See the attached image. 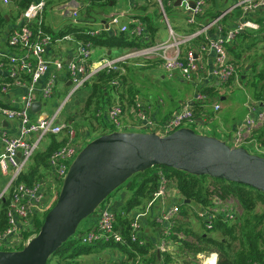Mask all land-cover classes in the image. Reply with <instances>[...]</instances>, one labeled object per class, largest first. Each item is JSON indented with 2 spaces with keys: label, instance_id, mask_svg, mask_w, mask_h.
<instances>
[{
  "label": "built area",
  "instance_id": "obj_1",
  "mask_svg": "<svg viewBox=\"0 0 264 264\" xmlns=\"http://www.w3.org/2000/svg\"><path fill=\"white\" fill-rule=\"evenodd\" d=\"M157 1L163 17L167 20L162 0ZM193 1L194 6L189 4V0L182 1L188 12L187 24L189 25L198 23L197 17L204 12L208 3V0ZM47 3L48 0H34L21 13L18 28L11 31L7 37L8 45L12 51L3 50L0 46V115L19 123L17 134H11L5 129L0 132V174L6 178L0 188V202L8 195L10 196L7 210L9 227L0 232V250H18L22 244H26L35 235L33 234L28 238L25 236L26 230L36 229L34 215L45 214L55 204L71 163L86 144L85 140H78V132L71 123L60 120V113L71 97L90 83L99 71L109 69L124 72V68L118 64L119 61H125L132 56L155 52L166 72L169 74L179 72L186 81H194L205 68L203 64L204 53L212 50L216 55V66L213 69L215 86L222 90H229L231 85H227V83L232 78H238V76L236 66L230 57L228 45L246 29H260L259 23L251 19L249 15L264 10V0H234L231 7L224 10L217 18L209 23L198 25L199 27L190 37L178 38L173 29L169 27L171 40L167 42L141 51L135 49L118 59L107 57L98 62H93L91 58L95 46L92 42H84L83 40L78 42L77 51L73 57L55 59L46 57L45 50L51 44L60 40L76 38L71 34L54 37L42 28V16L47 8ZM64 5L66 9H71L69 13L72 16V21L78 22L80 6L72 5L71 2L67 1L66 4L64 2ZM236 8L242 10V18L234 26L224 30L221 25L222 18ZM120 23V16L118 15L110 21L113 27L119 26ZM134 23L132 32L141 36L145 31V24L141 20ZM213 27H216L219 32L225 31L224 34L218 38L209 37L207 32ZM104 29L89 30L88 33L95 35ZM119 29L128 31L129 26L122 24ZM203 35L205 36L204 40L198 43V49L201 50L200 55L194 48L182 49V45L189 39ZM51 68L53 70L49 76H46ZM61 70H66L69 74V93L61 104L55 107L54 113L48 112L47 118H42L41 115L34 118L32 116L34 102L42 101L43 110L45 101L55 96L58 87H64L65 84L61 82L59 76ZM42 80L44 81L40 86L39 83ZM113 82L119 84V80ZM18 89H23L24 93L19 98L8 102L7 97ZM195 101L204 106L202 116L196 115L194 105L185 102L165 120L156 121L149 116L143 103L137 100L131 107V112L137 122L136 126L127 124L126 113L128 110L120 103L113 104L107 110V117L118 131L138 127L148 129L145 132L155 131L161 135H167L182 127L201 128V124L203 125L206 119L211 117L209 107H212L216 113L221 108L219 102H210L207 95L201 91L196 94ZM263 124L264 102L260 104L256 99L249 100L248 113L244 121L236 128L233 135L235 143H233L236 146H242L244 141L250 138L254 129ZM50 134L62 137L60 139L66 138V142L51 153L49 168L45 175L33 185H28L25 182L18 183L19 175L30 164L42 144L47 142L46 137ZM158 172L161 175L159 186L142 210L133 216L128 238L131 241L140 239L144 231L143 218L148 215L157 202H161L159 211L154 218L159 227L157 228L158 237L162 241L155 248L159 255L174 248L172 228L181 216V203L185 197L178 190L175 180L167 177L163 169H159ZM174 194H179L180 201L171 203ZM212 199L213 205L210 207L197 204L192 211L206 229H211L214 226V220L217 216H222L224 221H233L237 214L242 212L238 200L234 197L221 199L218 196H213ZM95 215L99 217L98 231L91 230L85 234L82 238L84 242H93L101 237L120 243L127 242L128 239L121 230L116 229L115 212L109 206L100 207ZM178 236L179 238H186L182 232L178 233ZM197 258L196 264H218L219 254L216 251L198 252Z\"/></svg>",
  "mask_w": 264,
  "mask_h": 264
},
{
  "label": "trees",
  "instance_id": "obj_2",
  "mask_svg": "<svg viewBox=\"0 0 264 264\" xmlns=\"http://www.w3.org/2000/svg\"><path fill=\"white\" fill-rule=\"evenodd\" d=\"M33 1L34 0H13L14 6L17 9V14L21 15ZM66 1L68 0H48L47 7L55 6ZM80 1H83L84 5L80 7L78 22H73L72 20L65 21L59 33H56L55 29L46 22H43L42 28L54 37L55 35L63 36L71 34L84 42H92L95 47H107L109 49H142L153 45L149 40L151 35L154 37L156 31L159 29L157 19L160 15L162 16L161 12L157 13L158 15L156 16L154 13L147 12V6H141L139 8L141 12L137 15V18H141L145 24V31L141 36L135 35L134 32H132L135 26L134 22L129 25L128 31L111 29L109 27L98 34L91 35L88 31L93 28L92 16H95V11L98 8H102L104 5H108L112 0ZM156 2L158 4V1ZM174 2L175 0H162L167 15L174 9ZM223 6L224 0H208L204 12L197 17L198 23L194 26H198L202 23H209L217 18L223 12L221 11ZM233 11L231 13H233ZM231 13L225 15L222 22L231 18V15H229ZM263 13L264 10L256 12V15H252L256 17H252V19L263 25ZM6 21V17L0 13V25ZM258 30V32H263L264 25ZM248 37L249 35L243 32L239 34L236 39L239 38L241 44H243L245 38ZM196 40L202 41L204 39L198 38ZM256 40L257 39L254 38L248 45V48L253 47L257 43ZM229 50L235 54L234 59L236 60H232V62L236 66L238 79H241V69L237 60L242 57V52L234 48L231 44ZM124 62L126 61H119L118 64L122 68H125ZM255 76L257 77L256 80L251 81L249 86L254 89L253 97L261 104L264 102V69L258 71ZM233 79L235 80V78H232V80ZM114 80H119V84H114ZM230 84L231 80L227 85ZM87 86L90 88V93L77 113L82 117L87 114L90 115L88 117L92 118V120L89 121V133L92 135V131H97V134L92 136L86 143L100 135L116 130L107 117V110L113 104L120 103L130 112L131 107L138 100V91L127 82V76L121 71L103 69L94 76ZM199 91L205 93L210 99V102L216 101L220 104L222 95L225 94L224 90L215 85H205L201 87ZM194 108L196 115L202 116L204 113V106L202 103L195 102ZM209 108L210 116H214L216 112L212 107ZM84 119H86V117ZM47 139L49 142L46 143L45 148L39 149L36 152L30 164L19 175L17 179L18 183L25 182L28 185H33L42 178L49 168L51 153L66 142V138L60 139L59 136L55 134H50ZM249 140L257 142L260 148H264V124L254 129ZM159 169H163L167 177L176 181L178 190L185 197V200L181 203V216L188 218L190 215H194L192 212L193 208H191L193 203L210 207L213 205V196H218L221 199L234 197L238 200V205L242 212L237 214L233 221H224L222 216H217L214 220V226L211 229L204 228L205 230L202 232L194 230L193 227L190 226V222L177 220L176 225L172 228L174 232V234H172V239L175 242L173 246L174 250L162 252L158 255L153 248L154 244L150 242L145 235L142 234L138 241H131L128 237L130 223L133 219L132 211L135 207L142 205L144 201L146 203V201L152 197L153 192L158 188L161 178L158 172ZM141 177L143 179L138 184L135 193L126 202L124 209L118 213L115 212L114 223L116 229L121 230L122 234L128 239L127 242L120 243L114 240H106L104 237L94 240L93 242H84L82 240L83 236L92 229L81 230L78 236H72L63 243V245L49 258L47 264H52L53 259H57V264H81L79 260L80 256L100 253L110 248L118 249L124 254L125 258H123L121 264H196L198 252L211 251L218 252V264H264V211L261 214L254 212L258 204L261 203L264 205V192L246 184L208 175L198 176L175 168L159 165L135 174L130 182V188H134L138 183L137 179ZM127 183L128 181L123 186H126ZM118 189H120V187ZM110 196H112V194ZM186 200L189 201L187 202ZM9 203V195L0 202V232L5 231L9 227V219L7 216ZM46 214L47 212L43 215H34L36 229L26 230L25 236L27 238L39 232ZM95 231H98V227H96ZM180 232H182L186 238H179L178 233ZM217 234H219V236ZM23 246L24 244L18 249L23 248Z\"/></svg>",
  "mask_w": 264,
  "mask_h": 264
},
{
  "label": "crops",
  "instance_id": "obj_3",
  "mask_svg": "<svg viewBox=\"0 0 264 264\" xmlns=\"http://www.w3.org/2000/svg\"><path fill=\"white\" fill-rule=\"evenodd\" d=\"M157 1V0H156ZM153 0H112L108 5H104L102 8H98L95 11V16H92L93 23H92V30H99L101 28H108L111 29H119L120 25L126 24L129 26L135 21L141 20V18H137V15L140 14L141 10L139 9L141 6H147V12L155 13L154 10H152V6L156 4L157 2ZM178 0H175L174 2V9L170 12L169 15H167V20L161 16V18L158 17L157 23L159 25V29L156 31L155 36L153 37L151 34L149 42L153 45L147 47L146 49L157 46L158 44L162 42H167L170 39V29L171 27L174 31V33L178 36V38H184V37H190L194 30L197 29L199 26L189 25L187 24V15L188 12L183 6V3L181 1V4H177ZM67 2H71L72 5H78L83 6L84 2L80 0H68ZM234 0H224V6L222 7L221 11L226 10L227 8L231 7ZM13 0L9 1H3L0 0V13L6 17V22H4L2 25H0V46L3 50H11V48L8 45L7 37L9 33L19 26L20 21V15L17 14V9L13 5ZM66 4V2H65ZM53 8H50L44 12L42 19L43 22L51 25L56 33H59L62 25L67 20H72V16H70L71 9H66L64 3H60L58 5L52 6ZM158 7H160L158 2ZM161 12V8L159 10ZM255 13H252L250 18L256 17L252 16ZM120 16V25L113 27L110 24V21L114 16ZM170 15L173 17V19H170ZM231 15V18L226 19L222 22L221 25L223 26L224 30H227L228 28L234 26V24L242 18V10L240 8H236L233 13L229 14ZM264 17V13H263ZM223 19V18H222ZM142 21V20H141ZM205 23H202L200 25H203ZM260 28L264 25L259 24ZM259 31V30H258ZM257 29H251L248 28L244 32H246L249 37L245 38V41L243 44H241L239 38L234 40L231 45H233L234 48H237L242 52V57L237 60V62L240 65L241 69V79L235 78L234 80V88L231 91H228L226 94L222 95L221 103L224 105V113L220 114L221 110H219L214 116H211L210 118L206 119L204 124H201V129H206L208 132L209 130L215 129L217 131H220L224 137H227L228 140L233 144L231 146H236L235 140L233 139V135L235 133L236 128L240 123H242L248 113V104L249 100L248 97L252 93H254V89L252 87H249V89H246L244 85L250 84L251 81L256 80V74L258 71L264 69V31L258 32ZM225 31L219 32L216 27H213L209 29L207 32V35L211 38H218L221 37L224 34ZM257 32V33H256ZM243 33V32H242ZM55 37H58L55 35ZM205 36H200L198 38L202 39ZM198 38H192L189 39L185 44L182 45L183 50H187L190 48H194L198 55H200V49H198L200 40H196ZM256 38V42L258 43V46H253L251 49L248 48V45L250 44L251 40H254ZM154 40V41H153ZM82 40L80 39H73V40H60L55 42L54 44H51V46H48L45 50L46 57L49 59H55V58H69L73 57L76 54L78 42ZM228 45V50H229ZM135 50L134 48H112L109 49L107 47H95L93 49L92 58L91 60L93 62H98L104 58H114L118 59L124 56L127 53H130L131 51ZM139 50V49H138ZM257 50L261 51L260 57H258ZM12 51V50H11ZM230 57L232 60L234 59V52H231L229 50ZM234 55H233V54ZM139 57L133 58L135 56L129 57L128 60H125V68H124V74L127 76V82L131 84L135 90L138 91V100H140L143 103L144 108L146 109L149 116L156 121H162L165 120L173 111L178 109L182 104L185 102H189L190 104H195V96L199 92L200 88L205 85H215V80L213 78V69L216 66V55L214 51H208L204 53L203 57V64L205 68L202 72H200L199 77H197L194 81H187L190 86H192L194 89H196V92L191 96V98L186 94V97L180 98L175 95L177 93H172L169 91L166 92H159L154 91L155 89L152 86L146 87L145 89L149 88L151 90H147L144 93L141 92L139 85L137 86L134 84L135 80H133L130 76H142L145 72L148 73V76H162V78H175L178 77L181 80L186 81L179 72H175L173 74H169L164 70L162 67V63L160 58L157 57V54L155 52H149L145 53L143 55H138ZM53 68V67H52ZM46 76H49L50 72ZM59 76L61 79V82H64L63 90H66L69 87V74L66 70H61L59 72ZM250 79V81H249ZM42 80L39 85L41 86L43 84ZM238 84L240 87L236 89L235 85ZM136 85V86H135ZM154 89V90H153ZM24 93L23 89L16 90L13 94H10L7 97L8 102L13 101L14 99L19 98ZM254 98V97H253ZM49 100V99H48ZM60 100V99H59ZM58 101V100H57ZM58 102L51 105V103H46V107L39 112V113H32V116L34 118H37L38 115H42L43 112H49L47 107L50 105L52 107L56 106ZM77 104L78 101L76 102ZM221 104V109H222ZM223 108V109H224ZM227 111V112H226ZM50 113V112H49ZM202 119V118H201ZM61 120V119H60ZM203 120V119H202ZM67 121V120H62ZM126 122L129 125L136 126L137 122L134 118L131 110L130 112L127 111L126 113ZM69 123L72 124L70 121ZM214 124L215 127L212 125ZM19 128V123L16 120H8L4 116L0 115V132L5 129L11 134H17ZM136 127H131L129 129H126V131H132ZM204 131V130H203ZM201 133V132H199ZM209 134L210 133H205ZM93 135H89L87 133L84 140L87 142ZM62 138V137H59ZM226 140L225 138H221ZM234 142V143H233ZM47 143V142H46ZM248 144L251 146H255V148L261 149L257 142L253 140L246 139L242 146L244 144ZM6 178L2 177L0 174V188L3 186ZM121 189V188H120ZM127 189L130 188V183L125 186V188H122L117 192L115 196L110 198L108 202L106 203L107 206L110 207L114 212H120L122 209H124V206L126 205V202L131 197V195L127 192ZM146 200V199H145ZM179 202V194H174L173 199L171 203L173 202ZM145 203V201H144ZM143 203V204H144ZM139 205L135 207V209L132 211V215L134 216L137 212L142 210V208L147 204V201L144 205ZM161 202H157L153 209L148 213V215L143 218L142 223L143 227L146 228V232L143 231V235L146 236V238L152 242L154 245V250L157 247L158 244H160L162 241L158 237V230L159 228L156 225V222L154 221V218L156 217V214L159 211ZM194 203L192 204L191 208H194ZM194 215H190L188 218H185L184 216H180L178 219L182 220L184 222H190V226L193 227L196 231H204L205 227L204 224L194 216L195 219H191V217ZM99 217L97 215H92L90 219H88V222L83 226L82 230L86 229H92L95 230L97 227ZM177 219V220H178ZM190 219V221H189ZM176 220V221H177ZM196 224V226H195ZM160 225V224H159ZM200 226V227H197ZM171 250H174L172 248ZM157 253V251H156ZM123 258H125L124 254L119 251L118 249H106L104 251H101L100 253H92L88 255H82L79 257V260L81 261V264H121L123 261ZM58 261L56 262V264ZM64 264V263H62Z\"/></svg>",
  "mask_w": 264,
  "mask_h": 264
},
{
  "label": "water",
  "instance_id": "obj_4",
  "mask_svg": "<svg viewBox=\"0 0 264 264\" xmlns=\"http://www.w3.org/2000/svg\"><path fill=\"white\" fill-rule=\"evenodd\" d=\"M189 4L194 6V1L189 0ZM42 105V101H35L32 111L40 112ZM41 117L47 118L48 113L43 112ZM158 165L246 184L264 192V156L244 146H231L224 139L190 127L167 135L115 130L94 138L80 150L39 232L21 249L0 250V264H47L76 234L81 222L114 191L135 174Z\"/></svg>",
  "mask_w": 264,
  "mask_h": 264
},
{
  "label": "rangeland",
  "instance_id": "obj_5",
  "mask_svg": "<svg viewBox=\"0 0 264 264\" xmlns=\"http://www.w3.org/2000/svg\"><path fill=\"white\" fill-rule=\"evenodd\" d=\"M153 1H156V0H153ZM50 8H53V7L52 6L51 7H47L48 11H49ZM160 8L161 7H158V4L157 3L152 6V10L155 11L154 14L156 16L158 15L157 13H159ZM161 14H162V11H161ZM159 18H161V15H160ZM170 19H173V17L171 15H170ZM252 41L253 40H251V42ZM254 46L257 47L258 46V43H256ZM145 48H147V47H145ZM145 48L139 49L138 51H141V50H143ZM257 54H258V57H260L261 51H258L257 50ZM136 57H139V56H135L133 58H136ZM130 77L133 80H135L134 84H136L137 86L139 85L140 90H141L142 93H144L147 90H151L152 87H153L155 89V90L153 89L155 92L156 91H159V92L169 91V92H172L173 94L174 93H177L175 95L177 97L179 95L180 98H182L183 95H184V97H186V94L191 98V96L196 92V89H194L192 86H190L188 84L189 81L187 82V81L181 80L178 77H175V78H169V77L162 78V76H148V73L147 72H145L142 76H130ZM249 81H250V79H249ZM230 85H231V88L229 90L223 89L225 91V94L228 91L233 90V88H234V79L231 80V84ZM149 86H152L151 89H149V88L145 89L146 87H149ZM235 87L237 89L240 86L238 84H236ZM244 87L246 89H249L250 86H249V84H247V85H244ZM69 89L70 88H67V90H63V87H61V88L58 87L57 88V93L55 94V96L53 98L45 101V102L47 104L48 103H51V105H53L56 102H58L57 105L58 104H61V102L66 98L67 94L69 93ZM89 93H90V88L87 85L84 86L79 92H77L75 95H73L71 97V99L64 105V107H63V109H62V111L60 113V119L61 120H67V122H70V121L72 122V125L76 128V130L78 132V140H84L85 137H86V135H87V133H89V130H90V123H89V121L92 120V118L88 117L90 115L87 114L84 117H82V116H80V114L77 113L78 112V109L84 104V101L87 98V96L89 95ZM247 100H255V98H253V96L251 95L250 97H248ZM77 101H79V104L76 103ZM221 104H222L223 107H222V109L220 108L221 112L219 113V115L220 114H223L224 113V110H225L223 103H221ZM56 106L52 107V106L49 105L46 110H48L50 113H54L56 111V108H55ZM45 107H46V105H45ZM85 117H86V119H84ZM212 125L215 127L214 124H212ZM192 128H194L197 132L210 133V135H214V136H217L219 138H225L226 141L230 145H233L230 142V140L227 139V137H224L222 135V133L220 131H217L215 129H212V130H209V132H208L206 129H201V128H197V127H192ZM132 129H134L132 131H139V130L140 131H148V129H142V128H138V127L137 128H132ZM125 131H126V129H125ZM91 134L94 136V135L97 134V131H92ZM89 135H90V133H89ZM89 138L91 139L92 137H89ZM47 142H49L48 139H47ZM45 146H46V143H43L42 146H41L42 148L41 147L40 148L41 149H44ZM244 146H246V148H248L250 152L257 153V154H260V155H264V148H261V149L255 148V146H251V145H248L246 143L244 144ZM142 179H143L142 177L141 178H138L137 179V181H138L137 185L134 188L127 189V192L131 196L135 193V190L137 189V186L141 182ZM131 180H132V178L130 180H128V183L127 184H129L131 182ZM120 188L121 189L122 188H125V186H122ZM121 189H119V190H121ZM119 190L114 191L112 193V196H110L104 203H102L100 205V207L106 205V203L108 202V200L110 198H112L113 196H115ZM194 206H197V203H194ZM99 208L97 209V211L94 214H97L98 213ZM263 211H264V205L260 203V204H258V206H257V208L255 209L254 212L255 213H258V214H261ZM90 217L84 219L81 222L80 226L78 227V230H77L76 234L73 237L78 236L79 231L82 230L83 226L86 224V222H88V219H90ZM191 219L192 220L195 219L194 216H192ZM189 221H190V219H189ZM195 226H196V224H195ZM197 227H200V226H197ZM144 232H146V228L145 227H144ZM217 235L219 236V234H217ZM56 262H57V259H53L52 264H56Z\"/></svg>",
  "mask_w": 264,
  "mask_h": 264
}]
</instances>
